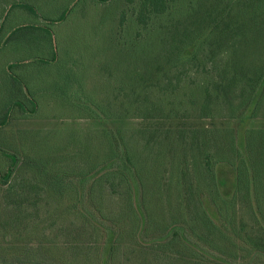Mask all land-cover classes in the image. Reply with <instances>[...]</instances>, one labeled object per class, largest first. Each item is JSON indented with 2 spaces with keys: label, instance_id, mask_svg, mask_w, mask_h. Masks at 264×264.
I'll return each instance as SVG.
<instances>
[{
  "label": "rangeland",
  "instance_id": "1",
  "mask_svg": "<svg viewBox=\"0 0 264 264\" xmlns=\"http://www.w3.org/2000/svg\"><path fill=\"white\" fill-rule=\"evenodd\" d=\"M74 1L0 0V18L11 3L34 8L12 9L0 40L15 25L46 26L47 17H61ZM77 1L78 5L71 7L74 14L85 3ZM164 4L161 13L155 12L150 0L99 3L101 30L95 38L85 25L55 24L58 49L61 52V46L71 43L77 58L75 68L68 74L65 63L60 62L48 69L47 75L37 70L26 80L31 87L62 75V92L47 96L49 100L35 97L34 113L29 101H25L29 111L13 105L15 95L2 100L0 113L10 110L11 119L0 129V171L5 172L12 163L5 153L19 155L20 164L8 183L0 180V264H11L14 259L38 264V259L46 257L38 248L51 241L55 231L71 229L75 234L83 228L86 221L80 213L88 207L94 211L96 203L93 206L86 199L85 205L81 195L98 198L111 194L105 205L120 211L131 189L126 180H113L114 186L106 189L93 184L102 161L124 148L140 162L144 176L141 191L155 218L146 226V241L159 235L161 222L174 226L173 221L183 214L189 221L186 236L190 242L222 257L229 239L230 245L239 248L233 262L264 264L258 248L264 249L260 228H264V186L259 185L264 180V111L248 122L253 146L235 162H243L248 174L230 197L216 196V170L223 155L227 158L230 153L238 120H147L125 117L126 111L118 113L120 99L150 94V85L157 82L181 85L172 93L151 92L154 97L178 102L199 99L204 91L201 87L210 83L263 80L257 72L264 68V0H164ZM24 32L21 29L15 35L18 38L0 52V60H11L10 50L15 45H39L36 36ZM41 51L38 48L37 53ZM26 56L31 57L30 52ZM74 82L78 92L70 85ZM195 113L192 109L191 114ZM118 114L125 118L116 120ZM4 117L0 116V121ZM92 174L87 184L83 182ZM60 196L63 199L58 203ZM206 210L211 211L206 215ZM56 213L62 217L56 219ZM211 213L215 215L213 224L209 223ZM127 243L136 242L129 239ZM181 243L179 236L176 246L161 252L162 264H170L169 258L178 252L190 255Z\"/></svg>",
  "mask_w": 264,
  "mask_h": 264
},
{
  "label": "trees",
  "instance_id": "2",
  "mask_svg": "<svg viewBox=\"0 0 264 264\" xmlns=\"http://www.w3.org/2000/svg\"><path fill=\"white\" fill-rule=\"evenodd\" d=\"M96 1L107 3L111 0ZM150 2L155 8V12L161 11L162 13L165 11L164 0H150ZM13 5L26 6L34 11L33 7L21 2L13 3ZM160 7H163V9L161 10ZM67 14L68 12H64L61 18L55 21H63ZM50 22L53 23L54 21ZM45 30L50 35L53 34L49 26H46ZM51 61H55V59ZM259 71L261 72L257 73L259 74L258 77H262L263 80L261 81L249 79L227 83H210L201 87L204 91L199 99H182L178 102L176 99L171 100L167 97H154L151 92L152 89H156L159 92L172 93L178 90L181 85L174 84L171 81L168 85L157 82L150 85V94L144 96L128 95L129 97L124 95L127 99H120L118 113L126 111L125 117L131 119L145 118L147 120L169 121L217 118L238 120L239 125L237 126L235 138L229 144L230 153L227 158L226 155H223L225 160L220 159L222 162L216 170V185L219 189L216 196L219 194V196L230 197L238 191L240 183L248 174L247 167H242L243 162L241 164L235 163L240 156H243V153L247 154L253 146V133L248 128V122L258 118L261 112L264 111V68ZM11 75L21 82L15 75ZM145 90H148L147 86ZM31 103L34 106L32 110L34 113L36 109L35 101H31ZM13 105L29 111L21 101H15ZM105 109L103 107V112L106 114L107 110ZM192 109H195V114H191ZM125 117L123 114H118L115 118L116 120H122ZM10 119L9 110L4 119L0 121V128L6 127L10 123ZM124 149L125 151L117 152L111 159L106 158L102 161L95 172L96 178L93 184V187L98 185V187L106 189L108 186H114L113 180H126L131 189L123 208L118 211L105 205L106 197H110L111 194L101 195L98 198L94 196L86 197L85 194L81 195L80 198L85 201V205L87 203L86 199L93 206L96 203V212L92 210L93 207H88V210H83L84 212L80 213L86 224L75 234H71L73 231L71 229L60 228L59 232L55 231L51 241L45 242L38 250L35 249L46 255L44 258L38 259V264H162L161 252L169 251L173 246H176V240L179 236L182 238L180 247L187 252L190 251V255L185 256L184 253L178 252L177 255L169 258L170 264H237L233 261L238 259L236 254L239 248L236 245H230L229 243H232V241L229 239L226 241L228 243L227 248L222 250L224 251L222 257L212 254L208 249L200 247L197 243L190 242L186 236V224L189 221L184 218L183 214H180L173 223L171 222L174 226L169 227L170 223L161 222L159 224V235L155 239L146 241L144 237L146 226L155 218H152L150 208L148 209V198L141 191L144 187V176L141 173L140 162L134 159L130 150ZM261 151L264 153V148ZM5 154L12 159V163L5 169V172L0 171V180L8 183L20 164V158L19 155ZM263 160L264 158H261V162ZM93 175L86 176L83 182L87 184L93 178ZM261 182H259V185L264 186V180ZM60 194H63V192H60ZM56 199H58L56 202L59 203L62 201L63 196ZM257 206L261 210L260 202L257 203ZM17 209L19 210L18 206ZM209 211L211 210L205 211L206 215ZM213 215L211 213V217H209L210 224H213L211 222V218L215 216ZM55 217L58 219L62 215L56 213ZM65 218L66 216L62 219ZM54 223L52 224L54 225ZM260 228L264 232V228ZM62 237L64 238L62 239ZM101 238L102 241L100 242ZM129 239H133L136 243H127ZM183 242L192 246L189 248V245ZM208 244L210 245V243ZM258 248L260 253L264 255V249L260 246ZM227 251H229L228 254H226ZM232 253L235 254V257H231ZM10 263L21 264V261L14 259ZM33 263L37 264V262Z\"/></svg>",
  "mask_w": 264,
  "mask_h": 264
},
{
  "label": "crops",
  "instance_id": "3",
  "mask_svg": "<svg viewBox=\"0 0 264 264\" xmlns=\"http://www.w3.org/2000/svg\"><path fill=\"white\" fill-rule=\"evenodd\" d=\"M83 1L85 3L83 2L84 4L83 5L81 4L82 7L80 11L77 12V14L76 13L74 14V8H71L73 6L78 5V1L76 0L74 1V3L70 8L65 10V12H68V14L63 21L61 22L55 21L60 19L61 17L59 18L47 17L49 23H47L46 26H49L53 31V26L59 23H63V24L67 23V25L69 26H73L74 24H80L82 26L85 25L88 34H90V36H93V38H95L99 34L97 30L98 31L101 30L100 22L102 21V17L101 15H99L97 8V4L99 5V3L101 2L96 0H83ZM18 6L20 7L21 5H13V3H11L7 7V10L3 11L4 15L0 18V33L2 29L5 30L7 29L6 28L8 26L7 21H9V18L7 17L10 11ZM47 18H45L44 20L46 21ZM50 21H54L53 25ZM46 26L43 25L16 26L15 25L10 29V31L8 32L5 38L3 37L1 38L0 52L6 50L7 44L9 42L15 41L18 38V36L15 37V35L19 31H21V29L25 31L24 35L36 36L37 39L39 40V45L35 48L34 46L29 47L30 43L28 45H26L27 43L22 44L23 47L19 45H15V47L12 48V50H10L12 59L9 61L0 60V110H3L1 104L2 100L4 102L7 99V97H9V95H15V97H13L15 99L14 102L21 101L25 104V101L34 102L36 100L35 97L46 98L51 94H55V93L59 94L62 92L61 91L62 75H60L59 78L51 77L43 81L42 83H39L38 85L35 84L34 86L31 87H29L28 82L26 80V78L30 76L31 73L34 74V72L37 70L42 71L43 75L45 76V74L47 73L46 71L48 69L55 67L60 62L65 63L64 69L67 70V73L68 71L71 72V70L75 68L74 63L77 62L76 61L77 58L74 59L73 48L71 46V43L70 44L67 43L65 48L64 46H61L62 49L61 51L62 54H61L60 50L58 49V45L56 43L55 33L48 36L49 33L45 30ZM84 31L85 30H83V32ZM46 36H48V38ZM63 36H66V34H64ZM50 37H52V39H50ZM38 48L43 50V52L41 51L40 54L37 53ZM66 48H67V52H65ZM27 52H30L31 57L26 56ZM52 59L53 60L55 59V61H51ZM11 74L19 78L21 82L14 79ZM70 85L74 89V90L71 89L73 90V92H78V89L76 87L77 82H74L73 84L70 83ZM74 86L76 87V89L74 88ZM47 100H49V97H47ZM3 106H5V104H3ZM25 107H27L26 104ZM32 107L33 110L34 106ZM20 109L23 110L22 108ZM7 112L5 110L4 113H0V116H5Z\"/></svg>",
  "mask_w": 264,
  "mask_h": 264
}]
</instances>
